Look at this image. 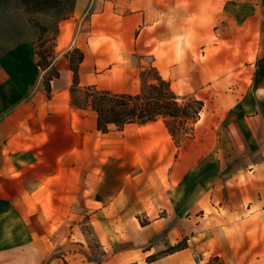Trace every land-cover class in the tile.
Masks as SVG:
<instances>
[{
    "label": "crops",
    "instance_id": "0c3cea01",
    "mask_svg": "<svg viewBox=\"0 0 264 264\" xmlns=\"http://www.w3.org/2000/svg\"><path fill=\"white\" fill-rule=\"evenodd\" d=\"M36 41L0 53V264H264V0H75ZM132 55L203 102L180 141L98 129L82 91L138 93Z\"/></svg>",
    "mask_w": 264,
    "mask_h": 264
},
{
    "label": "trees",
    "instance_id": "16d2710c",
    "mask_svg": "<svg viewBox=\"0 0 264 264\" xmlns=\"http://www.w3.org/2000/svg\"><path fill=\"white\" fill-rule=\"evenodd\" d=\"M38 55V64L47 68L52 64L43 53ZM54 59V55H52ZM73 71V91L79 82L78 70L84 53L74 48L66 54ZM153 80L144 81L136 94L113 93L109 90L86 87V101L97 112V127L108 132L112 126L121 129L127 124H145L159 119L165 121L171 135L181 140L191 133L200 116L203 102L194 96H181L174 92L169 81L163 79L155 67H151ZM58 76L53 71L48 80Z\"/></svg>",
    "mask_w": 264,
    "mask_h": 264
},
{
    "label": "rangeland",
    "instance_id": "374dc122",
    "mask_svg": "<svg viewBox=\"0 0 264 264\" xmlns=\"http://www.w3.org/2000/svg\"><path fill=\"white\" fill-rule=\"evenodd\" d=\"M75 0H0V53L6 47L23 39L28 34L37 35V50L43 53L48 60L53 59L55 39L60 27L68 20H71L74 11ZM62 24V25H61ZM74 25L75 24H71ZM84 26V25H83ZM84 32L89 30V24H85ZM128 63L137 71L141 79V86L144 81L153 80L151 57H140L132 55ZM52 73V70L48 74ZM84 96L86 97V89ZM74 94L81 96V91L75 89ZM247 140V137L244 138ZM234 147H242V136H233Z\"/></svg>",
    "mask_w": 264,
    "mask_h": 264
}]
</instances>
